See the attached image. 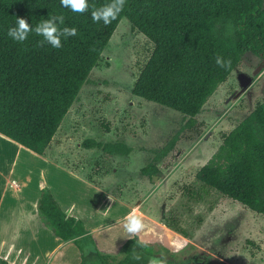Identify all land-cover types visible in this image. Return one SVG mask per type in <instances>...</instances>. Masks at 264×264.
Returning a JSON list of instances; mask_svg holds the SVG:
<instances>
[{
  "label": "trees",
  "instance_id": "16d2710c",
  "mask_svg": "<svg viewBox=\"0 0 264 264\" xmlns=\"http://www.w3.org/2000/svg\"><path fill=\"white\" fill-rule=\"evenodd\" d=\"M107 2L88 0L89 10L80 14L63 8L60 0H0V135L43 155L122 18L151 45L131 95L179 113L187 126L245 54L264 62V0H126L117 20L108 25L93 22L92 6ZM52 15L65 17L61 27L77 29L76 36L62 38L59 49L38 46L42 37L34 33L23 43L7 36L16 17L34 27ZM216 55L230 59L231 68L218 67ZM176 141L172 136L153 152L139 173L156 175L157 163ZM81 146L110 156L126 157L131 151L120 140L85 139ZM194 178L200 187L264 217V100L221 137ZM36 208L55 237L73 242L80 254L78 264H148L150 257L169 254L157 244L128 238L117 256L96 251L85 256L91 238L81 221L59 208L45 186L39 190ZM168 227L187 238L175 221ZM135 254L141 259H133Z\"/></svg>",
  "mask_w": 264,
  "mask_h": 264
},
{
  "label": "rangeland",
  "instance_id": "374dc122",
  "mask_svg": "<svg viewBox=\"0 0 264 264\" xmlns=\"http://www.w3.org/2000/svg\"><path fill=\"white\" fill-rule=\"evenodd\" d=\"M150 51L148 41L126 19H120L44 159L122 199L130 211L138 209L148 222L143 221L148 230L141 242L164 247L169 254L163 258L173 264H264V217L200 187L194 178L220 145L221 137L264 100V62L245 54L187 126V119L179 113L130 93ZM172 136L177 141L157 163L158 173L152 178L141 175L139 170L151 162L153 152ZM85 139L120 140L131 151L126 157L110 156L99 149L83 148ZM14 149L4 150L5 161L11 160ZM35 156L40 164V156ZM20 160L26 162L27 158ZM43 172L61 207L74 196L87 203L82 207L90 223L100 215L98 204H109L100 193L81 187L53 167ZM3 185L0 178V194ZM6 192L1 208L16 209ZM118 211V207H110L107 219ZM172 220L187 238L172 232L168 227ZM178 243L183 245L179 251Z\"/></svg>",
  "mask_w": 264,
  "mask_h": 264
},
{
  "label": "crops",
  "instance_id": "0c3cea01",
  "mask_svg": "<svg viewBox=\"0 0 264 264\" xmlns=\"http://www.w3.org/2000/svg\"><path fill=\"white\" fill-rule=\"evenodd\" d=\"M10 146L15 148L14 153L11 160L5 161L7 158L3 153ZM44 154L37 158H40V164H37L36 154L0 135V178L4 183L0 194V264H78L80 262V254L73 242L62 241L55 237L37 212L40 188L45 186L50 193L52 191L50 183H47L46 177L43 176V171L52 167L61 175L74 179L81 187L86 185L97 194L100 193L109 203L103 204L102 207L98 204L97 210L100 215L98 214L97 221L90 223L83 209L87 207V203L79 196H74L64 207H61L51 193L59 208L65 214L81 221L85 234L91 238L93 244L86 249L85 256L94 251L108 255H113V252L118 253L120 246L128 238H132L124 230L122 223L123 217L131 210L129 205L122 199L101 192L99 187L68 169L47 161L44 159ZM20 157L27 158V161L20 160ZM7 190L8 201L15 205L16 209L1 208ZM110 207L111 210L113 207H118L120 213L111 215V219H107ZM143 221L148 223L146 220ZM147 230L144 229L134 238L141 242Z\"/></svg>",
  "mask_w": 264,
  "mask_h": 264
},
{
  "label": "clouds",
  "instance_id": "9594fccd",
  "mask_svg": "<svg viewBox=\"0 0 264 264\" xmlns=\"http://www.w3.org/2000/svg\"><path fill=\"white\" fill-rule=\"evenodd\" d=\"M126 0H109V2L96 7L92 6L91 18L93 22H103L105 25L117 20L124 9ZM63 8L69 9L74 13L83 14L89 10L88 0H60ZM65 17L63 15H52L48 19L41 20L34 27L23 18L16 17L15 24L8 28L7 36L17 43L25 42L29 35L34 33L42 37L38 42V46L43 47L44 44L50 45L54 49L62 47V38H68L77 35V29L74 27H61L64 25ZM215 63L218 67L224 69L231 68V60L225 59L221 55H216ZM123 228L134 238L141 233L146 225L143 222V214L134 208L126 216L123 217ZM176 250L179 251L183 245L176 244ZM133 259L140 260L141 256L135 254ZM148 264H167L166 259L157 258L155 256L148 259Z\"/></svg>",
  "mask_w": 264,
  "mask_h": 264
}]
</instances>
